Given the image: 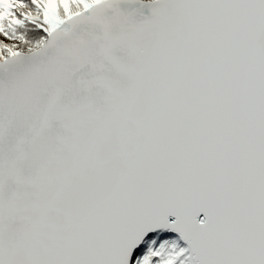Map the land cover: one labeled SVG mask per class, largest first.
Wrapping results in <instances>:
<instances>
[{"label":"snow or ice","instance_id":"snow-or-ice-1","mask_svg":"<svg viewBox=\"0 0 264 264\" xmlns=\"http://www.w3.org/2000/svg\"><path fill=\"white\" fill-rule=\"evenodd\" d=\"M0 264H264V0H0Z\"/></svg>","mask_w":264,"mask_h":264}]
</instances>
